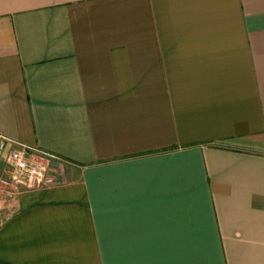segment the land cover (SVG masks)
Returning <instances> with one entry per match:
<instances>
[{
  "label": "crops",
  "instance_id": "obj_1",
  "mask_svg": "<svg viewBox=\"0 0 264 264\" xmlns=\"http://www.w3.org/2000/svg\"><path fill=\"white\" fill-rule=\"evenodd\" d=\"M0 133V264H264V0H0Z\"/></svg>",
  "mask_w": 264,
  "mask_h": 264
},
{
  "label": "built area",
  "instance_id": "obj_2",
  "mask_svg": "<svg viewBox=\"0 0 264 264\" xmlns=\"http://www.w3.org/2000/svg\"><path fill=\"white\" fill-rule=\"evenodd\" d=\"M58 156L0 133V185L36 189L53 182Z\"/></svg>",
  "mask_w": 264,
  "mask_h": 264
}]
</instances>
